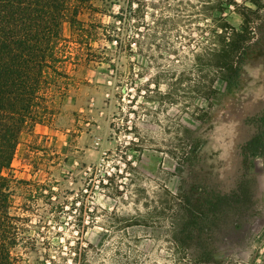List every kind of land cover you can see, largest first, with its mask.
<instances>
[{"label":"rangeland","instance_id":"1","mask_svg":"<svg viewBox=\"0 0 264 264\" xmlns=\"http://www.w3.org/2000/svg\"><path fill=\"white\" fill-rule=\"evenodd\" d=\"M261 2L93 0L64 22L52 112L6 171L13 264H264V155H244L264 130ZM243 11L226 79L214 53Z\"/></svg>","mask_w":264,"mask_h":264},{"label":"trees","instance_id":"2","mask_svg":"<svg viewBox=\"0 0 264 264\" xmlns=\"http://www.w3.org/2000/svg\"><path fill=\"white\" fill-rule=\"evenodd\" d=\"M251 1L257 7L262 4L261 0ZM84 7L92 8L93 0H0V264H13L6 243L12 228L9 219H13L8 211L6 171L12 166L24 127L45 120L52 112L47 91L52 82L66 76L63 24L69 21L82 29ZM245 11L246 23L241 29H232L228 37L224 31L219 35L221 46L214 56L219 68L228 73L226 79L238 72L246 54L249 22ZM228 26L225 21L223 29ZM262 121L264 124V117ZM245 148V156L264 155V130Z\"/></svg>","mask_w":264,"mask_h":264},{"label":"crops","instance_id":"3","mask_svg":"<svg viewBox=\"0 0 264 264\" xmlns=\"http://www.w3.org/2000/svg\"><path fill=\"white\" fill-rule=\"evenodd\" d=\"M257 261H259V260H257ZM246 264H249L248 262H246ZM250 264H253V263H250Z\"/></svg>","mask_w":264,"mask_h":264}]
</instances>
